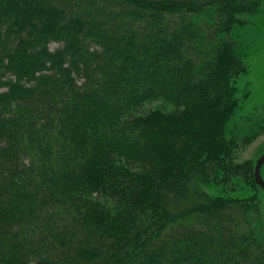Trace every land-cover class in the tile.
Here are the masks:
<instances>
[{
	"label": "trees",
	"instance_id": "16d2710c",
	"mask_svg": "<svg viewBox=\"0 0 264 264\" xmlns=\"http://www.w3.org/2000/svg\"><path fill=\"white\" fill-rule=\"evenodd\" d=\"M263 3L0 0V264H264L232 32Z\"/></svg>",
	"mask_w": 264,
	"mask_h": 264
},
{
	"label": "rangeland",
	"instance_id": "374dc122",
	"mask_svg": "<svg viewBox=\"0 0 264 264\" xmlns=\"http://www.w3.org/2000/svg\"><path fill=\"white\" fill-rule=\"evenodd\" d=\"M262 6L258 14L246 18L247 24L237 25L232 31L234 38L246 49L248 63L246 73L242 74L239 79L240 89L247 87L250 92L247 100H243L241 115H250L255 111L264 114V3ZM58 45V43L52 42L50 48L54 49ZM263 152L264 133L257 136L240 152L237 161L246 162L250 167L252 166L254 173L255 161ZM261 175L264 179V164L261 167ZM250 189L251 193L254 192L255 202L259 204L264 224V191L258 185L255 189ZM207 190L211 193L214 192L212 188H207Z\"/></svg>",
	"mask_w": 264,
	"mask_h": 264
},
{
	"label": "water",
	"instance_id": "95a60500",
	"mask_svg": "<svg viewBox=\"0 0 264 264\" xmlns=\"http://www.w3.org/2000/svg\"><path fill=\"white\" fill-rule=\"evenodd\" d=\"M264 164V152L258 156L254 165V182L264 191V179L261 175V167Z\"/></svg>",
	"mask_w": 264,
	"mask_h": 264
}]
</instances>
